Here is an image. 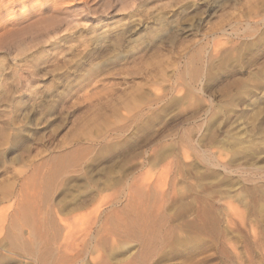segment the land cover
<instances>
[{"label": "rangeland", "instance_id": "rangeland-1", "mask_svg": "<svg viewBox=\"0 0 264 264\" xmlns=\"http://www.w3.org/2000/svg\"><path fill=\"white\" fill-rule=\"evenodd\" d=\"M0 264H264V0H0Z\"/></svg>", "mask_w": 264, "mask_h": 264}, {"label": "bare ground", "instance_id": "bare-ground-1", "mask_svg": "<svg viewBox=\"0 0 264 264\" xmlns=\"http://www.w3.org/2000/svg\"><path fill=\"white\" fill-rule=\"evenodd\" d=\"M23 30H24V28H22V31H23ZM20 31H21V30H20ZM9 33H11V32H9ZM6 34H8V32H7ZM15 34H16V33H15ZM146 215H147V214H146ZM146 217H148V216H146ZM146 217H144V220H145V219H146V220L143 221V224L146 225V226H148L149 222H148V219H147ZM150 219H151V218H150ZM151 220H152V219H151ZM124 224H125V226L127 225V227H128V225H129V228H130L131 232L134 233L135 235L138 236V235L141 234V233H142L141 235H143V232H144V231H143V230H144L143 228H144L145 226L142 228V225H143V224H141V221H140V220L132 219V220H127V222H126V220H124V221H123V225H124ZM123 225H122V226H123ZM152 225H154V224H152ZM33 226H34V225H33ZM34 227H35V226H34ZM36 227H37V226H36ZM127 227H126V228H127ZM36 230H40L39 227H38V229H36ZM36 230H35V231H36ZM15 231H16V230H15ZM35 231H34V233H35ZM145 231H146V230H145ZM38 232H39V235H41V234L43 235V232H42V231H41V232H42L41 234H40V231H38ZM38 232H37V234H38ZM144 233H145V232H144ZM14 234H15V233H14ZM32 235H33V234H32ZM148 235H149V234H148ZM148 235H147V236H148ZM151 235H152V234H151ZM15 236H16V238H18V240H19V238L21 237V236L19 237V234H15ZM143 236H144V238H143L144 241H146V240L148 241V240L150 239V238L148 239L147 237H145V235H143ZM152 236H153V235H152ZM32 237H34V236H32ZM37 237H38V236H37ZM42 237H44V236H42ZM35 238H36V237H35ZM38 238H40V237H38ZM20 239H21V238H20ZM30 239H31V238H30ZM30 239H29V241H30ZM43 239H44V238H43ZM33 240H35V239H33ZM38 240H39V239H38ZM29 241H28V242H29ZM31 241H32V240H31ZM24 242H26V241H22V243H24ZM39 242H40V241H39ZM31 243H32V242H31ZM37 243H38V242H37ZM26 244H27V243H26ZM28 244H29V243H28ZM38 244H39V243H38ZM150 244H151V243H150ZM29 245H30V244H29ZM30 246H31V245H30ZM31 247H32V246H31ZM36 248H37V247H36V243H35V248H34V250H36ZM32 249H33V247H32ZM139 262H140V261H139Z\"/></svg>", "mask_w": 264, "mask_h": 264}]
</instances>
